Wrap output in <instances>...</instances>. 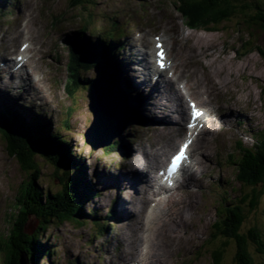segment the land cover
Returning a JSON list of instances; mask_svg holds the SVG:
<instances>
[{
    "label": "rangeland",
    "instance_id": "rangeland-1",
    "mask_svg": "<svg viewBox=\"0 0 264 264\" xmlns=\"http://www.w3.org/2000/svg\"><path fill=\"white\" fill-rule=\"evenodd\" d=\"M19 1L21 3L30 1L31 3L28 5H33L32 14L35 23L31 27L37 29V35H33L32 44L36 47L38 44L35 57L41 66L40 72L46 82L43 94L50 110L47 105H40L38 102L36 104L46 108L50 113V129L60 128L61 131H59L70 139L72 154L81 159V166L86 170V177L94 184V178L91 176L93 172L100 169L113 175L122 171L127 152L149 143L152 137L157 134L154 127L162 124L155 122L154 117L148 116L145 120L138 122L143 126L142 130L139 128L140 126L130 129L131 132L125 128L123 141L127 146L121 150L122 153L113 156L101 157L100 153L92 152L87 145L75 140L77 120L71 116L67 117L65 109L67 105L71 106V109L76 111L77 117L81 116V110L79 111L77 107L74 108L73 102H67L63 95L62 86L65 71L59 63L60 59L56 48H58L62 59L65 60L69 44L85 41L95 44V38L92 37L97 34H101L100 36L112 34L117 38L119 32L115 31V24L125 34V38L118 42L120 46H123L122 43H125L127 36L136 31L143 34L151 33L148 36H152V38L156 35L159 37L164 35V38L161 39L166 40L164 45L169 44L171 58L179 60L178 53H181L183 43H185L186 46H192L188 49L196 53L194 56L204 60L209 73L218 84L219 93L225 96L221 98L224 100L222 107L231 108V111H236L238 108L245 110L243 114L248 125L240 123L237 126V122L240 121L236 116L232 118V122L227 125L228 128L225 131L220 132L219 126L215 128L213 132L217 135L213 138L215 139L214 144L210 145L207 140V144L211 148V163H207L205 169L195 176L200 185L193 188L195 200L187 199L176 209L174 208L176 205L170 207L172 209L166 212V226L162 238L164 244H159L161 236V232H159L156 237L158 245L156 251L153 252L150 248V252L147 254L152 261L151 264H158L161 261V255L167 264H213L210 257L211 249L215 246L219 247L222 241L219 237L210 240L213 231L209 229L214 222L215 203L220 200L223 191L215 190L214 187L219 183H224L225 189H228L227 199L234 201L241 197L237 189L240 186L236 179L237 168L232 166V163L236 162L234 159L237 158L236 136L253 130L254 139L245 138L243 143L244 147L251 149L254 148L253 144L259 140V134L264 132V60L257 50L256 52L251 50L256 48L259 52H264V33L253 28L254 30L250 31V35L247 37V33L244 32L243 22L245 19L243 17L238 18L237 21L233 19L230 22H225L218 29L197 25L191 14L180 11L175 0H0V55L4 44L15 47L22 44V35H18V38L12 37L15 29L18 30L22 24V19L18 17ZM255 2L264 6V0ZM181 33L182 37H180ZM247 42L250 43H248L249 46H245ZM126 48L127 46H125V50ZM46 53L51 56L50 63L44 59ZM197 72L200 70L197 69ZM87 74L88 78H91L96 75V72ZM1 78L5 80L6 75ZM20 91L22 94L23 90L20 89ZM12 92L17 94V92ZM29 93V96H37L33 92ZM165 94L170 104H173L167 87H165ZM22 96L28 95L22 94ZM126 101L128 106L129 102L133 103L131 100ZM218 101V98L211 99L212 107L217 105ZM2 108L0 107V109ZM27 113L31 115L30 112ZM220 119L217 114L210 119L208 123L210 129H207L203 135L205 139L210 138L213 134L210 131L211 128ZM233 125L236 127L231 129ZM169 130L165 129L158 133ZM127 137H130L133 143L127 142ZM256 146L260 147L256 150L252 149L255 151L254 153L257 155L264 153V143L262 146ZM2 149L3 142L0 137V236H5L10 228L12 215H14L13 209L16 199L19 197L20 183L25 180V176L21 177L18 166L11 157L8 161L7 155ZM98 163L100 165H97ZM37 164L51 168L44 163L37 162ZM41 171L46 172L45 170ZM208 175H211L213 179L209 180ZM48 177L47 187L45 188L40 182L41 187L44 190L50 189L51 192L57 191L60 182L58 179L54 180L52 174ZM227 186L231 187L226 188ZM191 187L193 186L189 182H182L178 186L180 192L187 191ZM95 190L99 194L103 188L97 185ZM112 193L104 197L99 194L92 199V203H87L86 206L88 210L96 209L95 212L98 218L102 219L101 222L105 221L103 217L107 212L112 211L113 218H108V230L96 238L97 235L92 230L91 222L81 226L64 223L61 226L50 227L46 235L52 244L54 253L48 261H42L41 264H128L127 257H122V252L125 249L122 242L123 238L129 235V231L126 229L122 234L121 225L116 219L118 214L115 211L119 198L115 199V196L113 198ZM118 194H120V198L122 196V199L127 196L122 193ZM127 194L130 195L131 191ZM123 210L127 215L126 210ZM244 211H248L246 207H244ZM136 215L135 222H138L140 213ZM13 218L15 217L13 216ZM261 227H264V190L259 196L256 209L246 213L241 229L245 232L250 228L260 229ZM31 228L28 226L26 231L32 232ZM248 251L252 254V248ZM254 259L255 264L264 263V258L260 256L254 257ZM237 261L234 245L231 242L226 243L223 257L218 264H237ZM19 264H21V259Z\"/></svg>",
    "mask_w": 264,
    "mask_h": 264
},
{
    "label": "bare ground",
    "instance_id": "bare-ground-1",
    "mask_svg": "<svg viewBox=\"0 0 264 264\" xmlns=\"http://www.w3.org/2000/svg\"><path fill=\"white\" fill-rule=\"evenodd\" d=\"M30 3V1L25 3L19 1V17L22 19V24L18 30L15 29V33L12 36L18 38V35H22V37H26L25 43L28 44V48L20 49L14 45L4 44V49L0 55V75L6 74L9 76L6 80L1 79L0 77V90H3L4 94H0V107L7 106L3 101V98L13 104H26L28 102L27 99L19 98L12 92H17L18 89L16 88H22V94L27 95L31 92L30 90L32 88V92L39 96V98L44 96V81L41 80L44 79V77L40 72L41 66L33 55L35 45L32 44V41L34 40L33 35H37V29L31 27V25H34L35 21L32 14L33 5H28ZM150 34L151 33H138L136 31L130 36H127L125 43H122L124 49L122 50V47L119 44V47L116 46L117 50L115 49L110 53L109 65L108 67H105L106 74L100 78L101 81L110 82L109 86L113 88L114 92L118 95L120 104L122 108H125L126 112H129L130 109L137 110L144 106L145 109H139V113L142 116L141 119L145 120L148 116L150 118L154 117L155 122H158L160 125L162 124L161 126L154 127V131L157 134L152 137L149 143L139 146L134 151L127 152L125 155L127 158L124 163L125 170L121 172L120 175L115 173L113 176L106 178L99 184L101 188H103L102 193L100 192L99 194H104L111 188L102 196H107L117 189L116 192L112 193L113 198L114 196L119 198L115 208V211L118 214L116 219L121 225L122 234L126 229L129 231V235L126 238H123L122 242V245L125 248L122 252V257H127L129 260L128 264H151L152 261L147 254L150 252V248L153 252L156 251V247L158 246L156 237L159 232H161L159 244H164L162 243V238L166 226V212L172 209L170 207L173 205H176L174 207L176 209L179 204L185 203L184 201L187 199L191 201L195 200L193 188L200 186L195 176L205 169L207 163H211L210 145L215 142V139H213L217 135L213 132L215 128L219 126L220 132L225 131L228 128L227 125L232 122V118H235L236 116L239 117L240 121L237 122V126L240 123L248 125L243 114L245 110L242 108H238L236 111H231V108L222 107V101H220L215 107L208 109V107L211 106V102L209 101L211 98L221 99L225 96L222 93H219L220 90L218 84L209 73V69L204 60L194 56L196 53H193V51L188 49L192 46H186L185 43H183L181 53H178L179 60L177 62L173 61V59L168 60L166 57L167 53L165 52L161 58L164 67L161 72L157 74V70L154 68L152 62L157 64L158 57L156 56V51H151L153 39L151 38L152 36H148ZM124 35L122 29H120L118 36L119 39L116 40V45H118V42L124 38ZM180 37H182V33L180 34ZM160 42L164 43V41H158V43ZM89 45H91L90 42ZM125 46H127L126 50ZM146 46L148 47V50L144 49ZM69 48L75 47L72 46ZM90 48V51L87 53L82 50L79 51L80 54H67V56L71 58L72 63L63 70L65 71L68 69L71 75L72 73H75L79 66L73 62V60H75L73 57L81 56L79 59L83 58V60H87V56L93 51V48ZM160 48L163 47L161 46ZM166 50H168V47H166ZM9 56H14L18 65L20 64V61H25L21 67L17 69L15 67L17 62L8 59ZM50 58V54L46 53L44 59L47 63H50ZM104 60L105 56L102 53H98L94 55L90 62L85 61V64L87 65L89 72H96L94 70H97L98 67L103 64ZM197 69H199L200 72H197ZM76 75L78 77L80 76L81 79L85 81L90 80L88 79V75ZM165 87H167L168 92L173 99V104H170L167 100ZM62 88L64 97L67 102H73L74 108L77 107L76 94L88 91V89L80 88L77 85H71L67 81L65 74L63 76ZM34 90L39 92V94ZM204 96L206 99L209 98V100H205ZM190 98H195L197 100L196 107L204 109V112L207 114V118L198 122L194 126L192 130V138L187 136L185 129V121L189 116V112L192 111V107H190L187 101V99ZM126 100H131L133 103L129 102L128 106ZM37 110L39 109L31 108L30 111L36 112ZM65 111L67 117L71 116L79 120L80 116L77 117L76 111L71 109V106L67 105ZM6 114L7 115H0V126H2L6 132L8 131V128L5 127L6 123L1 118L16 122H25L30 131L35 134L39 140V135L31 120L28 118L25 119L21 115ZM216 114L221 119L216 121L211 128L210 131L213 132V134L210 138L204 139L202 134L206 132L207 129H210L208 123ZM126 124L128 131H130L133 122L126 118ZM235 127L236 126L233 125L231 126V129ZM165 129L170 130L164 133H158ZM196 129L205 130L198 133ZM12 132L16 137L19 136V134L16 133V130H13ZM4 135V133H0L2 142ZM129 138L127 137V142L129 141ZM207 140L210 145L207 144ZM178 144L186 145L185 149H187V155L190 158L189 165L184 171L191 172L188 174L183 172L182 178L185 179L183 182H189L193 187L182 192L179 191V188H174L166 191L167 195L163 197L161 196L162 193L159 192L161 186L158 185L159 183L156 181L154 174L158 173L164 162L168 161V159L175 153ZM126 146V144H123L119 148L123 150ZM12 153V160L16 166H18L19 170L20 166L18 161H16V157L18 160L19 157L16 153ZM99 163L97 165H100ZM109 174L110 173H105L102 170L97 169V171L93 172L91 176L96 180L99 178V175L104 177ZM212 179L211 176L210 180ZM96 183H98V180ZM92 187L94 188V184ZM129 191H131L130 195L127 194ZM118 193L127 196L122 199V196L120 198V194ZM123 209L126 210L128 216L124 214L125 212ZM139 213L140 220L138 223L135 222V219H137L136 214ZM111 217L113 218L112 215ZM130 220H132V223H130ZM31 224L34 225V227L36 226V223L34 222H31ZM120 240L122 241V239ZM163 258V255H161V261L158 264H167V262L163 261Z\"/></svg>",
    "mask_w": 264,
    "mask_h": 264
},
{
    "label": "trees",
    "instance_id": "trees-1",
    "mask_svg": "<svg viewBox=\"0 0 264 264\" xmlns=\"http://www.w3.org/2000/svg\"><path fill=\"white\" fill-rule=\"evenodd\" d=\"M175 1L181 12L193 16L197 25L218 29L225 22L233 19L237 21L238 18L243 17L244 32L247 33V37L255 28L264 32V6L255 2L257 0L253 2L252 0ZM248 43L245 46H249L250 43ZM251 50L252 52L257 50L264 60L263 51L259 52L256 48ZM73 58H75L74 63L82 61L77 56ZM68 78V82L73 86L76 85L75 79L76 82L83 81L76 72ZM1 119L6 123V126L4 125L8 128L6 134L12 144V150L9 152L12 155V152L18 155L20 161L18 158L16 160L20 166L19 173L21 177L25 176V180L20 183L19 197L13 209L12 218L13 216L15 218L13 220L11 218L6 235L0 236V264H19L20 259H23L24 264H41L42 261H48L54 253L46 235L52 226L57 227L64 223L81 226L91 222L94 226L92 230L96 235L99 231L102 232L105 223H98L95 211L86 208L89 199L95 198L96 194L90 189L92 185L86 177V170L81 166V159L72 154L70 143L61 141L57 135L55 137L40 135L36 129L39 135L38 140V137L23 122L11 120V123L7 119ZM13 130H16L19 136L16 137ZM253 132H248V135L244 133L243 137L253 138L255 136ZM259 136L258 142L253 144L254 148H246L239 142L235 144L237 158L234 159L236 162L232 163V166L237 168L236 179L240 183L237 189L241 197L232 201L227 199L228 189H225L224 183H219L215 187L216 190L223 191L220 200L215 203L214 222L209 229L213 231L210 240L219 237L222 242L219 247L215 246L211 249L210 257L213 264L221 261L226 243L229 242L235 247L237 264H255L254 257L264 258V227L250 228L245 232L241 229L246 213L256 209L259 196L264 190V153L257 155L255 151H252L260 147L256 145L262 146L264 143V132ZM119 147L121 144L117 143L116 151ZM36 160L51 168L42 164L39 166ZM50 174L53 175L54 180L58 179L60 182L59 189L55 192L41 187V183L45 188L47 187L46 181ZM244 207L248 210L247 212L244 211ZM31 222L36 223V226L32 232H27L26 228ZM250 248H252V254L248 251ZM261 264L264 263L261 262Z\"/></svg>",
    "mask_w": 264,
    "mask_h": 264
},
{
    "label": "water",
    "instance_id": "water-1",
    "mask_svg": "<svg viewBox=\"0 0 264 264\" xmlns=\"http://www.w3.org/2000/svg\"><path fill=\"white\" fill-rule=\"evenodd\" d=\"M76 95L77 109H81V116L79 120L76 119L75 140L87 145L92 152L100 153L101 157L115 155L116 144L126 124V111L122 108L118 95L113 88L106 86L94 87ZM0 128V133L5 134L3 151L9 161V157L13 156L9 152L11 140L7 137L5 129L2 126ZM29 227L35 228L31 223ZM21 264H24L23 259Z\"/></svg>",
    "mask_w": 264,
    "mask_h": 264
},
{
    "label": "snow or ice",
    "instance_id": "snow-or-ice-1",
    "mask_svg": "<svg viewBox=\"0 0 264 264\" xmlns=\"http://www.w3.org/2000/svg\"><path fill=\"white\" fill-rule=\"evenodd\" d=\"M157 48H160V45L157 44L156 46ZM156 56L158 57L157 59V66L160 67L161 69H163V63L161 62V58H162V53L160 52H157L156 53ZM192 107V118L193 119H196L200 113L196 111L195 107L194 106H191ZM189 126L191 127L192 125L189 124ZM185 148H186V145H181L177 151V153L172 157L170 163H169V166L167 167L166 169V172L164 173H161V175H167L169 178L174 174V172L178 169L179 167V163L183 161V159H185ZM171 184V181L169 179V186Z\"/></svg>",
    "mask_w": 264,
    "mask_h": 264
}]
</instances>
